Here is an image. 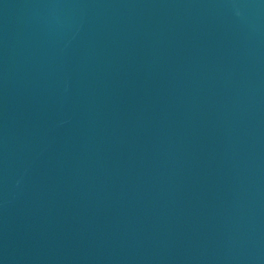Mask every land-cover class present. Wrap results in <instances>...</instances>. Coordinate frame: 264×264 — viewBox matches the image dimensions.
<instances>
[{
    "label": "water",
    "instance_id": "95a60500",
    "mask_svg": "<svg viewBox=\"0 0 264 264\" xmlns=\"http://www.w3.org/2000/svg\"><path fill=\"white\" fill-rule=\"evenodd\" d=\"M0 264H264V0H0Z\"/></svg>",
    "mask_w": 264,
    "mask_h": 264
}]
</instances>
